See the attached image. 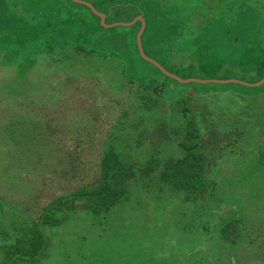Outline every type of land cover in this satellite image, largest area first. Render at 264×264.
<instances>
[{"label":"rangeland","instance_id":"374dc122","mask_svg":"<svg viewBox=\"0 0 264 264\" xmlns=\"http://www.w3.org/2000/svg\"><path fill=\"white\" fill-rule=\"evenodd\" d=\"M82 1L104 14L105 25L117 23L103 26L82 4L71 0H0V108L8 103L14 113L36 114L32 104H46L54 95L52 84L62 81L61 103L54 113L61 117L70 112L72 120L83 119L87 123L85 127L73 125L70 129L73 137L83 139L77 146L69 139L59 140L58 149L49 156L52 178L19 179L22 188L16 189L22 193L16 199L33 206L34 211L56 195L92 181L100 151L109 139L124 156L142 161L149 139L142 132L136 145L134 138L139 131L131 128V123H140V131L147 127V132L156 121L178 123L175 117L178 119L179 114L171 116L168 107L151 111L140 107L136 92L143 81L165 84V106L183 95H189L191 101L214 99V105L206 107L217 122L221 120L225 125L226 118L222 116H240L239 125L247 122L241 117L240 108L251 100L264 98V82L256 88L230 83H181L164 78L134 51L138 22L126 25L139 10L144 18L140 35L143 53L179 78L255 82L264 72V0ZM75 45L91 51V55H73ZM258 53H262L259 60L250 55ZM92 56L104 60L90 59ZM75 72L96 77L85 81L78 78L77 83L64 81ZM19 102L26 103L25 108H19ZM11 121L12 118L5 120V116H0V129L5 124L22 127L17 123L9 125ZM22 131L27 132L25 125ZM160 149L164 155L175 152L173 145ZM15 152L18 151L11 147L7 154L0 151V166H9ZM229 170L228 166L219 173L228 176ZM9 177L0 179V192L9 186L17 187L13 185L17 181ZM150 198L145 209L111 217L116 228L108 232L109 242L104 241L100 250L97 248L99 256L103 254L107 260L113 258L121 264H170L165 258L170 248L171 262L179 264L184 243L181 228L192 214L170 205L165 194ZM162 218L169 223L163 224ZM59 234L58 229L48 230V250L52 255L62 248ZM71 264L76 263L72 260Z\"/></svg>","mask_w":264,"mask_h":264},{"label":"trees","instance_id":"16d2710c","mask_svg":"<svg viewBox=\"0 0 264 264\" xmlns=\"http://www.w3.org/2000/svg\"><path fill=\"white\" fill-rule=\"evenodd\" d=\"M81 6L99 20L88 7ZM135 24L138 28L139 23ZM72 49L73 55H91L79 45ZM134 51L138 55L135 42ZM250 55L258 56L257 60L262 56ZM95 58L102 59L90 57ZM94 77L75 72L64 81L77 83L78 78L85 81ZM61 82L52 84L54 95L46 104H32L36 114L14 113L8 103L3 106L5 110L0 108V116H5V120L12 118L9 125L17 123L27 128L26 133L21 126L5 124L0 129V151L7 154L9 147L18 151L9 166H0V179L10 176L17 181L13 184L17 187L9 186L0 192V264H71L72 260L76 264H121L113 258L107 260L103 254L99 256L97 251L104 241L109 242L108 232L116 228L111 217L145 209L150 196L163 194L170 205L192 214L181 228L184 243L179 264H264V98L251 100L240 108L241 117L247 122L239 125L240 116H222L226 118L225 125L208 111L214 99L191 101L189 95H183L165 106V84L143 81L136 92L140 107L146 111L168 107L171 116L179 114V120L175 117L178 123L169 125L155 120L148 132L147 127L140 131V123H131L130 127L139 131L134 138L136 145L142 132L149 139L142 161L124 156L109 139L100 151L92 181L56 195L34 211L33 206L16 199L22 193L16 189L22 188L19 179L52 178L49 159L58 149L59 140L69 139L77 146L83 139L73 137L70 129L73 125L87 126L83 119L72 120L70 112L61 117L54 113L61 103ZM128 83L131 85V80ZM17 104L19 108L26 105ZM172 145L174 153H161V147ZM228 166V176H221L219 170ZM161 222L168 224L169 220L162 218ZM51 229L61 231L62 248L53 255L48 250ZM167 251V262L176 264L170 260V248Z\"/></svg>","mask_w":264,"mask_h":264},{"label":"water","instance_id":"95a60500","mask_svg":"<svg viewBox=\"0 0 264 264\" xmlns=\"http://www.w3.org/2000/svg\"><path fill=\"white\" fill-rule=\"evenodd\" d=\"M71 1L83 4L86 7H88L90 9V11L99 18V21H100V23L103 26L107 27V26H112V25L116 24V23H112V24L105 25L103 23V17H104L103 14L98 12L97 10H95L93 8V6L91 4H89L88 2L82 1V0H71ZM135 19L140 21L139 28H138V30L136 32V35H135L136 47H137V50H138V53H139L140 57H142L144 60H146V61L150 62L151 64H153L164 75H166V76H168V77H170V78H172V79H174V80H176L178 82H181V83H187V82L206 83V82H211V83H220V84L237 83V84H241V85L248 86V87H257V86L261 85L264 82V75L262 77H260L255 82H246V81H242V80H238V79H234V78H227V79H192V78L182 79V78H179L175 74H172V73L166 71L159 63H157L152 58L147 57L143 53L142 48H141V44H140V35H141L142 30H143L144 23H143V19L141 18V16H137ZM135 19H133V20H135ZM133 20H131L130 22H127L126 25L131 24L133 22Z\"/></svg>","mask_w":264,"mask_h":264},{"label":"crops","instance_id":"0c3cea01","mask_svg":"<svg viewBox=\"0 0 264 264\" xmlns=\"http://www.w3.org/2000/svg\"><path fill=\"white\" fill-rule=\"evenodd\" d=\"M83 5V4H82ZM103 16H104V14H103ZM137 16H141V18L143 19V23H144V18H143V16L141 15V13L139 12V10H138V12H137V14H135L134 16H133V19H135ZM99 19V18H98ZM104 19H105V16L103 17V21H104ZM132 19V20H133ZM135 21H137L138 23H139V25H140V21L139 20H137V19H135V20H133V22H135ZM132 22V23H133ZM111 23H117V22H111ZM139 28V27H138ZM144 28V27H143ZM245 54H247V53H245ZM260 55H262V53H259Z\"/></svg>","mask_w":264,"mask_h":264}]
</instances>
